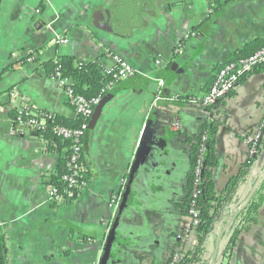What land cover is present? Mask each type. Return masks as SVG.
<instances>
[{"label":"crops","instance_id":"obj_1","mask_svg":"<svg viewBox=\"0 0 264 264\" xmlns=\"http://www.w3.org/2000/svg\"><path fill=\"white\" fill-rule=\"evenodd\" d=\"M56 34L68 42L50 45ZM255 38H264V0H0V231L7 264H165L187 221L181 206L188 138L209 122L203 108L175 98L202 96L217 67ZM64 55L78 63L98 58L103 67L120 57L136 74L108 90L110 99L86 123L81 163L87 188L55 205L45 188L66 147L14 134L12 104L75 118L49 75L51 60ZM147 76L163 80L162 104H178L181 131L154 132L161 119L150 112L156 83ZM209 111L217 128L211 177L221 195L246 161L242 135L264 116V71L241 79ZM250 166L221 209L227 204L237 212L257 189L264 146ZM114 193L121 196L115 208L109 206ZM221 209L197 264H264V198L256 221L226 254L237 220L228 226L231 214ZM196 243L193 232L186 252Z\"/></svg>","mask_w":264,"mask_h":264},{"label":"built area","instance_id":"obj_2","mask_svg":"<svg viewBox=\"0 0 264 264\" xmlns=\"http://www.w3.org/2000/svg\"><path fill=\"white\" fill-rule=\"evenodd\" d=\"M68 42V38L62 34L54 35L49 43L50 45L58 46L64 45ZM28 57V56H27ZM12 58L18 60L19 57L13 53ZM33 57H28L27 62L32 61ZM59 58L56 56L53 58V63L56 64L50 77L54 79L60 87L65 91V97L67 103L73 109L75 118L81 119V125L76 128L67 127L64 125H57L54 127L53 132L59 136L62 141L67 142L68 152L65 155V169L66 171L61 175V180L64 182L62 187H59L48 181L46 184V193L48 200L55 205H60L66 200L73 198L77 193L84 190L88 186V181L86 179V172L81 163L82 156V146L83 138L85 135L86 123L91 118L95 107L100 102L104 94L113 88L117 83L124 81L136 74L135 69L128 64L126 61L120 57H114L113 64L108 67H104V72L106 75L110 76L109 81L102 87L99 94L90 98H86L81 94L75 92L74 88L71 86L68 78L63 76L58 65ZM156 64H160L159 59H156ZM264 64V47L253 52L251 55L240 58L238 60L227 59L222 66H220L208 86L206 92L200 97H190L188 102L190 104L197 105L206 111V117L209 123H212L214 115L209 109L218 106L220 101L226 97L231 91L235 89L241 79L253 72V70ZM150 80L156 83V88L154 92V98L150 105V112H158V114L165 117L166 129L165 131L177 132L182 130L181 117L179 115L180 108L176 103L162 104V92L164 87V82L159 77L147 76ZM16 94H11V103L15 101ZM173 101V100H172ZM13 107V133L19 136L25 135H39L43 137L47 129V122L53 116L51 112L41 111L34 113L31 108L25 104L14 105ZM243 138L247 144V153L245 159L258 156L262 152V140L264 139V116L253 130L244 133ZM206 137L203 136L202 144L200 147V155L197 160V166L195 167V180L194 186H198L201 183V171H202V159L203 152L205 149ZM251 167V166H250ZM248 167V170L249 168ZM264 168L261 170L258 183L264 179ZM246 175H242V180L245 179ZM239 182V183H240ZM244 182V181H242ZM241 182V183H242ZM258 188V187H257ZM256 189V188H255ZM255 189L249 193L244 204L237 211L244 209L247 203L250 201L252 194ZM198 190L195 188L193 191V198L197 196ZM120 194L114 193L109 200L110 207H117L120 201ZM192 205L194 200L191 201ZM235 212L231 214V209L229 206H225L222 209V213L231 214L228 226L236 221L238 213ZM237 213V215H236ZM187 221L185 224V229L178 232L174 236V249L168 254L171 257L170 264H177L178 260L181 258L184 252H186V243L189 235L195 230L199 224L198 211L195 207H192L187 216ZM98 264V263H95Z\"/></svg>","mask_w":264,"mask_h":264},{"label":"trees","instance_id":"obj_3","mask_svg":"<svg viewBox=\"0 0 264 264\" xmlns=\"http://www.w3.org/2000/svg\"><path fill=\"white\" fill-rule=\"evenodd\" d=\"M217 9L214 13H217ZM264 47V38H255L254 40L246 43L240 50L231 52L229 54V60H238L240 58L247 57L258 49ZM59 69L63 76H66L74 88L75 92L83 95L86 98H90L99 94L102 87L109 81L110 76L104 72V67L96 58L92 61L84 63L76 62L71 56H58ZM221 64L220 66H222ZM56 64L51 60V67L49 69V75L53 72ZM219 66V67H220ZM217 67V69L219 68ZM253 71H264V64L256 67ZM106 94L103 95V97ZM102 99V98H101ZM189 97H177L175 100L182 101L188 100ZM81 119L72 118L67 119L62 116L53 113L51 119L47 122V129L43 134L46 142L52 146L53 149L66 147V153L68 152V144L62 141L58 135L53 132V129L57 125H64L71 128H76L81 125ZM216 133L217 128L215 124L209 123L203 120L198 127L197 133L188 138L189 142V166L186 174V190L187 195L184 203L181 206V214L187 216L189 210L195 207L198 211L199 224L195 228L194 233L197 243L193 248L187 252H184L177 264H197L200 261V256L203 252V244L211 231L214 217L224 203L230 200L229 196L233 192L238 178L244 174V172L254 162L255 158H248L243 165L241 173L229 181L226 189L221 195H218L214 189V184L211 177L212 168L217 164L216 154ZM203 136L206 137L203 152V165L201 171V183L196 187L194 186L195 180V167L197 166V160L200 155V147ZM262 146H264V139L262 140ZM66 171L65 159L61 162L60 166L54 174L50 177V182L62 187L64 182L61 180V175ZM237 178V179H236ZM197 188L198 193L193 198V191ZM264 190V179L258 184V188L253 192L250 201L247 203L244 209L240 210L236 222L232 228V234L230 237V244L226 247L224 253L226 254L233 248L234 242L237 238V234L249 226L252 222L256 221L257 211L260 204L263 201L264 195L261 193ZM192 200L194 204L192 205ZM227 206V204L225 205ZM223 209V208H222ZM221 209V210H222ZM171 257H167L165 264H170ZM0 264H7V248L5 244L4 235L0 231Z\"/></svg>","mask_w":264,"mask_h":264},{"label":"water","instance_id":"obj_4","mask_svg":"<svg viewBox=\"0 0 264 264\" xmlns=\"http://www.w3.org/2000/svg\"><path fill=\"white\" fill-rule=\"evenodd\" d=\"M110 96H111V94H109V95H105L104 97H102V99L100 100V102L98 103V105L95 107V109H94V112H93V115L103 106V104L106 102V101H108V99H110ZM157 113V117H159V119H161V121H158V123L160 124V126H158V127H156L155 128V130H154V132L156 131V133H157V131L159 130V135L162 137L163 135H165L166 133H171V132H169V131H165V129H166V126H167V124H166V121H165V117H163L162 115H160V114H158V112H156ZM181 113L182 112H179V115H180V117H181V122H182V128H183V120H182V116H181ZM92 115V116H93ZM157 123V124H158ZM145 154V151H144V148H140L139 149V151H138V155L140 156V157H142L143 155ZM263 172H264V170H263ZM238 213V212H237ZM237 213H236V215H237ZM110 238H108V241H107V243H106V250H105V256H104V258H103V260H105L107 257H108V253H109V249H110Z\"/></svg>","mask_w":264,"mask_h":264}]
</instances>
